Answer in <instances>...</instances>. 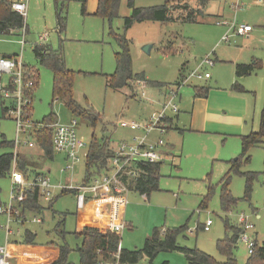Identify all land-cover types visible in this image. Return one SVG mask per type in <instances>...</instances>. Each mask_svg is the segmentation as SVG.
<instances>
[{
  "label": "rangeland",
  "instance_id": "374dc122",
  "mask_svg": "<svg viewBox=\"0 0 264 264\" xmlns=\"http://www.w3.org/2000/svg\"><path fill=\"white\" fill-rule=\"evenodd\" d=\"M25 1L27 10L24 17L26 29L24 44L21 48L19 40L22 37V31L19 29L0 34V56L20 55L24 64L34 66L38 70V81L31 100L30 123H34V126L40 125L42 118L53 112L58 122L62 124L75 119L78 123L77 134L87 144L94 133L96 137L101 135L110 137V147H113L112 143L116 144L122 140L131 141L135 134H140L139 130L131 131L119 126L118 121L120 119L138 122L146 120L153 111L159 109L167 95L157 104L159 98H155L151 103L143 100L140 92L136 98L132 97L131 92H138V86L140 87L142 82L145 84L144 81H135L130 88L125 87L121 90H115L107 85V76L114 72L116 66L114 53L120 50L115 39L109 34L107 21L103 23L96 15H82V0ZM127 1L121 0L118 16L111 22L113 31L118 34L124 33L123 18L131 11ZM133 1L135 6L143 7L161 5L165 0ZM231 2V0H209L204 11L209 16L200 18L198 22H135L125 32L130 40L132 71L142 72L145 80L162 83L163 91H169L172 85L180 81L181 75L194 70L206 56H209L211 60L213 58L215 63L199 71L209 73L211 79L207 81L194 79L192 83L179 89L180 98L177 96L175 102L178 105L182 103V107L184 106L179 116L184 118L185 122L177 123L176 127L163 135L165 141L173 144L171 153L176 156V161L162 163L159 170L158 189L152 191L148 197L133 190L125 194V228L120 231L122 248L140 249L154 227L166 230L185 225L186 229L176 237L177 244L186 248H198L212 256L216 260L215 264H221L225 258L217 251L216 242L225 237L223 220L226 218L231 224L237 225L240 215L247 217L248 222L253 224L254 228L250 234L255 235L257 242L264 240V148L262 146L252 147L249 161H243L239 168L242 172L256 174L249 199H243L245 177L231 172L228 189L237 202L226 213H223L220 207L219 182L229 170L230 162L240 154V135L258 130L259 114L263 107L261 104L262 102L264 104V77L261 76V71L264 70H260L256 75L244 77L243 83L239 80L245 89L239 92L231 88L230 69L234 66L228 62H221L224 59L229 60L226 58L230 57L228 53H231L232 48L244 45L241 36H237L235 43L233 41L228 44L219 43L227 27L217 24L216 21H230L234 17V12L229 7ZM251 2L253 0H240L244 6L235 13L236 24L247 23L254 30L263 31L264 25L255 20ZM95 4L96 0H86L85 8L90 10ZM179 4L197 6L196 0H181ZM174 10V16L178 15L179 9L174 8ZM58 13L65 18L61 33L57 28ZM43 35H46L45 39H40ZM260 40L258 34L253 41L259 51L262 46L259 43ZM34 44H48L54 49L60 48L66 67L74 71L72 83L74 99L80 105H89L100 113L101 119L94 128L84 119L73 115L63 100H53L52 72L48 67L37 62L32 50ZM145 45H150L149 52L143 49ZM166 47H170L172 52L165 50ZM214 79L218 80L221 88L230 86L228 91L236 96L233 105L238 108L237 114L245 109L243 114L245 116L241 118V121L233 116L231 121L234 120L235 126L224 127L225 130L218 124H208L206 131H200L202 129L197 131L196 127H190V110L195 100L193 87L208 86L210 90L212 84L216 82ZM2 81H7V77L4 76ZM144 92L146 93V89ZM2 100L5 106L9 105L8 100L3 98ZM208 101L210 105H213L214 101L219 100H213L211 97ZM259 101L261 108L258 106ZM228 113L230 114V111ZM237 122L241 123L237 125ZM2 136L8 141L15 142L16 122L2 113L0 99V140ZM27 141H32L33 147H28ZM24 146L31 151L29 153L31 160L38 162L39 171L43 167V172H46L52 184H65L70 176H73L71 179L74 183L82 181L87 149L80 152L81 160L70 174L61 171L64 165L61 153L54 152L51 160L47 159L44 164L41 163L42 151L37 153L40 148L34 138L27 133L20 134L17 150ZM8 151L13 152L10 147L0 146V154ZM210 189L212 190L209 192ZM10 191V175L0 178L1 202H8ZM53 195L55 200L51 209L46 208L42 213L25 211L24 221L21 210H17V215L11 218L9 224L13 234L8 236V250L11 251L15 243L23 242L25 230L36 234V244L50 242L61 244L63 240L54 231V227L63 219L60 229L66 232L64 240L72 249L68 254V263L79 264L75 246L79 244L80 239L73 233L76 227L82 226L84 219H87L88 209L76 208L75 196L72 192L60 194L55 188ZM204 199L206 203L202 207L200 205ZM41 204L47 207L45 201L42 200ZM35 217L41 222L32 221ZM207 219H211L212 224L208 231H204L201 225ZM5 224L6 217L3 214L0 216V245L5 242ZM234 254L236 264L245 263L249 254L244 241H237ZM164 262L188 264L184 253L177 250L159 251L151 264ZM140 264L149 263L144 259Z\"/></svg>",
  "mask_w": 264,
  "mask_h": 264
},
{
  "label": "trees",
  "instance_id": "16d2710c",
  "mask_svg": "<svg viewBox=\"0 0 264 264\" xmlns=\"http://www.w3.org/2000/svg\"><path fill=\"white\" fill-rule=\"evenodd\" d=\"M176 1V3H174ZM181 0H165L161 5L138 7L134 5L133 0H128L127 5L131 9L130 14L123 18L122 29L124 33L118 34L112 29V20L118 16L121 0H97L94 15L107 21L109 25V34L115 39L120 50L114 53L115 70L107 76V85L113 89L131 87L132 83L137 81H145L150 86H163L162 83L145 80L144 74L134 73L131 66L130 40L126 37L125 32L135 23L143 21H160V22H198L200 18L208 17L204 10L209 0H196L197 6L180 5ZM86 0H82L81 11H85ZM176 4V5H175ZM176 6V7H175ZM178 8V15L174 16L175 10ZM64 17L57 14V22L60 31L64 29ZM24 25L23 17L17 11L12 10L11 2L8 0H0V34H7L13 30H18ZM165 50L172 52L170 47ZM33 53L42 66L48 67L52 72V98L53 100H63L71 113L78 116L94 128L100 121V114L91 106H82L73 95V76L74 71L66 67L63 54L60 49H53L48 45H34ZM264 63L255 60L252 64H236L235 75L240 77L250 74L255 69L262 67ZM26 70L33 73L34 86L30 89L31 98L33 91L37 85V72L28 66ZM231 88L242 92L245 91L243 86L236 80ZM207 86H194V96L206 94ZM31 114V107H29ZM2 113H6V109L2 108ZM29 114V118H30ZM55 114L50 112L44 116L40 122V126L35 128L34 138L39 148L43 150L42 161L53 158L54 150L52 146V128L49 126L56 121ZM110 137L101 135L96 137L94 133L88 145L85 157V172L82 182L88 181L95 175H100L107 167L108 160L112 157L113 151L109 146ZM0 146L13 148V141L6 140L3 136L0 140ZM255 146L264 148V108L259 114L258 130L251 131L248 134L240 136V154L230 162L229 170L225 173L219 182L220 185V207L223 213L230 211L236 204L237 199L232 196L228 186L230 182V173L234 172L245 177L243 199L248 200L252 183L256 178L255 172H242L239 170L242 162H248L250 159V149ZM13 160H15L16 168L20 170L23 176L28 179L35 175L43 174L42 169L39 171L38 162L31 160L29 152H17L14 154L8 151L0 154V178L10 175ZM162 163H139L142 173L138 178L129 181V190L138 192L140 195L149 196L150 193L158 189L159 170ZM44 166V165H43ZM212 189L209 190V192ZM72 192L71 189H63L60 194ZM25 199L14 206V210H21V217L24 221L25 211L33 213H42L46 208L52 207L55 197L50 199L46 204H41L40 191L37 187L24 192ZM207 197V196H206ZM205 197V198H206ZM206 199L201 202L202 207L205 206ZM16 214L14 213L13 216ZM20 215V214H19ZM22 221V223H23ZM63 219L58 221L54 227L63 242L61 244L46 243L36 244V234L25 230L23 233V242L29 246L28 257L32 264H69L68 254L71 252L70 246L65 242L66 232L60 229ZM225 237L218 239L216 242L217 251L225 257V261L221 264H236L235 249L237 248L238 235L242 228L238 225L231 224L226 218L223 220ZM199 228V226H198ZM203 228V224L201 225ZM186 226L173 227L170 229H162L154 227L148 238L145 239L140 249L128 250L120 247L121 237L115 232L109 231L101 222L87 221L81 228L76 227L73 235L80 239L79 244L75 246L78 253L79 264H140L143 259H147L151 264L152 259L159 251H181L184 253L189 264H215L216 260L198 248L181 247L176 242V237L183 232ZM228 233H230L228 235ZM255 239V235H254ZM163 264H167L164 262ZM244 264H264V240L257 242L253 251L247 257Z\"/></svg>",
  "mask_w": 264,
  "mask_h": 264
},
{
  "label": "built area",
  "instance_id": "2783aa9c",
  "mask_svg": "<svg viewBox=\"0 0 264 264\" xmlns=\"http://www.w3.org/2000/svg\"><path fill=\"white\" fill-rule=\"evenodd\" d=\"M258 3L264 0H256ZM241 5L240 1L234 5V9ZM11 7L14 11L26 14V5L24 0L12 1ZM220 23V22H219ZM222 24L228 27L227 31L236 35L247 34L252 27L249 24H236L235 21H222ZM228 36L223 35L222 41H227ZM213 61L206 56L202 59V64L212 65ZM6 76L7 81L3 82L2 78ZM209 73H200L197 69L190 71L186 76L180 79L169 89L166 99L160 104L159 109L153 111L149 117L141 122L134 120L118 121V125L132 131H141V134H135L131 141H120L114 147L112 157L108 160L107 167L100 175L91 177L86 182L80 183H57L52 184L46 174L35 175L26 179L16 169L15 160H13L10 171L11 191L6 204L0 201V216L6 217L5 224V242L0 245V264H11L10 253L8 250V236L11 233L10 222L13 214L17 215L14 210L19 202L25 199L24 192L37 187L40 191V200L49 201L53 198V190L71 189L75 191L77 208H83L87 202L94 205L95 212L102 217L106 223L105 227L111 231L119 229L122 224L116 221L119 214V202L126 201L125 194L129 190V181L136 179L142 173L139 163H163L165 161H174L172 154L166 147L163 135L169 129L168 118L171 114L178 112V106L175 98L179 89L192 82V80L208 78ZM34 86L33 73L28 71L22 65L18 58L0 56V97L8 100L5 106L8 117L13 118L16 122V140L14 142V154L19 144V136L22 133L28 135L39 125H33L29 120V107H31L30 89ZM52 128V146L54 152L62 153L65 156V163L61 171L73 173L75 165L81 160L80 152L87 148L88 144L77 134V121L72 119L67 124L54 123L49 126ZM153 132H157L159 137L150 138ZM21 144V143H20ZM28 147H33L32 141H27ZM33 221H39L33 218ZM212 224L211 219H207L203 224V230H209ZM237 225L242 228L238 235V240L245 242L248 254H251L255 245L253 224L248 222L247 217L240 215Z\"/></svg>",
  "mask_w": 264,
  "mask_h": 264
},
{
  "label": "crops",
  "instance_id": "0c3cea01",
  "mask_svg": "<svg viewBox=\"0 0 264 264\" xmlns=\"http://www.w3.org/2000/svg\"><path fill=\"white\" fill-rule=\"evenodd\" d=\"M12 3V1H16V0H8ZM232 2L230 3L229 7L231 8V10H233L234 12V17L230 20V21H235V13L236 11L244 6V3H241V5L234 9V5L238 2V0H231ZM240 1V0H239ZM25 2V5H26V10H27V3L26 1L24 0ZM208 4V3H207ZM251 5V9L253 11V14L255 15V20L259 23H263L264 25V1L261 2V3H258L256 0H253V2L250 3ZM96 6H97V0H96V4L94 7H92L90 10H87L85 8V11H86V14H83L82 11V15H94L93 13L95 12L96 10ZM207 7V6H206ZM206 9V8H205ZM13 10V9H12ZM205 11V10H204ZM19 13V12H18ZM21 14V13H20ZM22 15V14H21ZM26 15V14H25ZM23 17V20H24V17ZM101 20L104 22H106L104 19L101 18ZM222 21L223 20H217L216 23L217 24H222ZM229 21V22H230ZM220 22V23H219ZM242 24H247V23H242ZM224 25V24H223ZM226 26V25H224ZM227 27V26H226ZM57 28H58V31L59 33H61L62 31H60L59 29V26H58V22H57ZM19 30L22 31V37L21 39L19 40V43L21 45V48L24 44V37H25V32H26V29H25V24L23 25L22 28H20ZM227 30H228V27H227ZM224 33L228 36V40L227 41H222V37L223 35L221 36L220 40H219V43H230L231 41H233L235 43V39L237 38V36H240V35H236V34H233L232 32L230 31H227ZM15 31V30H13ZM12 31V32H13ZM259 34V37H260V42L261 43V48L260 51L258 50V48H256V46H254L253 44V41L256 39V36ZM46 35H43V36H40V39H45ZM243 38V43L244 45L239 47V48H232L231 49V53H228L230 54V57L228 56L226 59H229V60H225L224 58H221V59H224V60H221V62H228L231 64V66H234L232 69H230V72H231V86L232 84L236 81V80H240L242 83L244 82V77L246 76H251V75H256L260 70H264V65H262V67L258 68V69H255L254 71H252L250 74H247V75H243V76H240V77H236L235 75V66L236 64H252L255 60H260L264 63V30L262 31L261 29H257V30H254L253 27L252 29L245 35H242L241 36ZM34 45H44V44H34ZM34 45L32 46V50H33V47ZM48 45V44H46ZM49 46V45H48ZM51 46V45H50ZM52 48V46H51ZM54 49V48H53ZM60 49V48H59ZM17 54H13V56H7V57H13V58H18L21 60L22 62V59H21V56H16ZM231 56L233 58H231ZM6 57V56H4ZM209 57V56H208ZM211 57V56H210ZM222 57H225V56H222ZM215 59L217 60V56H215ZM213 60V63L212 65H214L215 63V60L212 58ZM38 62V61H37ZM22 65L24 66V68L26 69L25 66H28V67H31L33 68L36 72H37V75H38V70L34 67V66H30V65H27V64H24L22 62ZM212 65H204L202 64V60L198 63L197 67L195 69H197L198 71H200L201 69H205V68H208L209 66H212ZM70 69V68H68ZM194 69V70H195ZM72 70V69H70ZM261 76L264 77V71H261ZM189 73V72H188ZM187 73V74H188ZM205 73V72H204ZM228 73H229V69H228ZM187 74H183L180 76V78H183V76H186ZM210 75V74H209ZM38 79V78H37ZM211 79V75L208 77V78H204V79H200V80H203V81H207ZM216 80L215 83H213L212 85V88H210V90H207L208 93L206 94H202L200 96H194L193 94V97L195 98L193 104H192V107H191V110H190V127L192 128H195L197 131H199V129H202L200 131H206V127L208 126V124H218L219 126H221V128L223 130H225L224 127H233L235 125H233L234 123V120L231 121V118L234 116L235 119H240L241 121V118L244 117L245 115L244 114V111L245 109H243L242 112H239L237 114V110L238 108H236L234 105H233V100L236 96H233V94L228 91V87H225V88H221L219 86V83H218V80L217 79H214V81ZM145 82V81H144ZM192 83V82H191ZM188 85V84H187ZM208 87V86H207ZM138 92L135 93L134 92H131L132 94V97L136 98L138 95H139V92L141 93V96L143 98V100H146V101H149V102H153V100L155 98H159L157 100V104L158 102L161 101V99L164 98V96L167 95L168 91H163L162 87H157V86H149L146 82L145 84L142 82V85H140V87L138 86ZM123 88H118V89H115V90H121ZM146 89V93L144 92V90ZM209 89V87H208ZM179 92V91H178ZM208 94V95H207ZM136 95V96H134ZM177 96L180 98L179 94L177 93ZM176 96V97H177ZM213 97V100H219V101H214L213 105H210L209 103V99ZM1 99V106L2 108H5V105H4V101L2 100V98L0 97ZM177 98H175L176 100ZM264 100V99H263ZM164 101V100H163ZM162 101V102H163ZM161 102V103H162ZM264 108V104L262 102V104ZM178 106V112L176 114H173L171 115L169 118H168V123H169V129L167 130L166 133H168L170 130H172V128L176 127L177 126V123L180 124V123H184L185 120L184 118H182L181 116H179V112L181 111V109H184V106L182 107V103H180L179 105L177 104ZM260 108V101H259V105H258ZM93 108V107H92ZM261 108V109H262ZM94 109V108H93ZM96 111V110H95ZM228 111H230V114L228 113ZM97 112V111H96ZM30 114V113H29ZM100 114V113H99ZM72 120V119H71ZM56 122L55 123H59L58 120L56 119L55 120ZM178 121V122H177ZM241 123V122H240ZM240 123H236L237 125H239ZM62 124V123H60ZM78 125V123H77ZM40 126V125H39ZM191 128V129H192ZM34 131L35 129H33V131L29 134L32 138H34ZM132 131V130H131ZM181 131V130H180ZM141 134V133H140ZM241 136V135H240ZM157 138L159 137L158 133L157 132H153L151 135H150V138L154 139V138ZM81 138V137H80ZM83 139V138H82ZM30 140V139H28ZM35 140V138H34ZM165 140V139H164ZM122 141H128V140H122ZM111 142V141H110ZM166 142V147L167 149L171 152V149L173 148V144H171L170 142L168 141H165ZM14 143V142H13ZM117 144V143H116ZM116 144H113V147L116 145ZM89 145V143H88ZM23 146V145H22ZM18 147V146H17ZM17 149V148H16ZM88 150V146L87 148H85ZM11 150H13V153H14V146L13 148H11ZM83 150V149H82ZM81 150V151H82ZM17 152H31L30 150H27L24 147H21L19 150H16ZM42 151V154H43V150L40 148V151H37V153H41ZM16 152V153H17ZM57 153V152H55ZM87 153V151H86ZM62 154V153H61ZM63 155V164L65 163V156L64 154ZM174 161H176V156H174ZM172 161V162H174ZM171 162V161H170ZM13 167V166H12ZM11 167V168H12ZM17 169V168H16ZM18 172H20L22 174V172L20 170L17 169ZM43 172V170H42ZM43 174H46V172H43ZM23 175V174H22ZM73 176H70L69 178V182H72V179ZM82 182V181H81ZM74 183V182H73ZM59 191L61 193V191L63 190H60V189H56V191ZM73 195L75 196V192L73 193ZM54 197V195H53ZM42 201V200H40ZM48 201H45V203H47ZM3 203V202H2ZM75 203H76V199H75ZM125 203L126 201L123 203V201H120L118 204H119V214L116 218V221L119 223V224H122V227L119 228V229H115L113 230L115 233L119 234L120 235V231L122 229L125 228V221H124V216H125ZM6 204V203H4ZM77 208V206H76ZM84 208H87L88 209V217L87 219L85 220L84 219V222H83V225L91 220L93 222H101L104 226L106 225V223L103 221V219H105V215L102 217L99 216L95 210H94V205L93 203L91 202H87L85 204V206L83 208H77V209H84ZM3 215V214H2ZM16 216V215H15ZM36 218V217H35ZM103 218V219H102ZM39 219V218H37ZM25 220V219H24ZM33 221V219H32ZM22 223V221H20ZM34 222H37V221H34ZM38 222H41V220L39 219ZM82 225V226H83ZM82 226H78L79 228H81ZM205 231V230H204ZM208 231V230H207ZM13 234V232H11ZM10 233V234H11ZM9 234V235H10ZM6 237V236H5ZM120 247H122L120 245ZM28 252H29V246L27 245H24V244H20L19 242L18 243H15L14 244V248L11 249V251H9L10 253V262L11 264H32L29 260V257H28ZM224 257V256H223ZM225 258V257H224ZM144 260V259H143ZM147 260V259H146ZM188 262V261H187ZM167 263V262H166ZM189 264V263H188Z\"/></svg>",
  "mask_w": 264,
  "mask_h": 264
},
{
  "label": "water",
  "instance_id": "95a60500",
  "mask_svg": "<svg viewBox=\"0 0 264 264\" xmlns=\"http://www.w3.org/2000/svg\"><path fill=\"white\" fill-rule=\"evenodd\" d=\"M149 48H150V45H145V46L143 47V49H144L146 52H149Z\"/></svg>",
  "mask_w": 264,
  "mask_h": 264
}]
</instances>
